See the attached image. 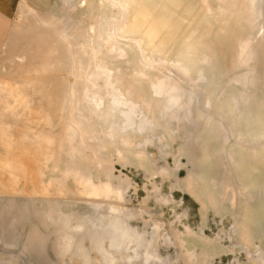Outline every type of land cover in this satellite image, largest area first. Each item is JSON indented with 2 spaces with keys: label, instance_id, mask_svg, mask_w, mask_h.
Returning a JSON list of instances; mask_svg holds the SVG:
<instances>
[{
  "label": "rangeland",
  "instance_id": "1",
  "mask_svg": "<svg viewBox=\"0 0 264 264\" xmlns=\"http://www.w3.org/2000/svg\"><path fill=\"white\" fill-rule=\"evenodd\" d=\"M0 26V112L55 136L45 188L0 185V264H264V0H3Z\"/></svg>",
  "mask_w": 264,
  "mask_h": 264
},
{
  "label": "bare ground",
  "instance_id": "2",
  "mask_svg": "<svg viewBox=\"0 0 264 264\" xmlns=\"http://www.w3.org/2000/svg\"><path fill=\"white\" fill-rule=\"evenodd\" d=\"M124 1L127 2L128 4H131V6L134 5V0H124ZM82 7H85V6L82 5ZM138 13H137V16H138ZM130 19H131V17H130ZM151 27H150V29H153ZM94 28H95V26H92L91 30L93 31ZM146 28L148 29V27H146ZM140 30H142V29H140ZM15 33H16L15 34V36H16L17 32H15ZM152 34H153L152 38H154L155 33L153 32ZM19 35H20V37L22 39L23 36L21 34H19ZM146 36H145V38H146ZM147 37H149V36H147ZM11 41H13V40H11ZM150 43H152V42L150 41ZM11 44H13V43L11 42ZM152 45H153V43H152ZM16 46H17V44H16ZM9 47L10 46L7 45V47H6L7 50L6 49L5 50L8 51ZM22 47H23V45H22ZM241 49H244V48L242 47ZM11 51L13 52V50H11ZM11 51L8 52L10 55L12 54ZM38 51H40V50H38ZM38 51H37V54H36V58H35V56H33V57L31 56L30 57L31 60L29 61V63L27 62L28 65H31L34 62H37V64H38L39 61H37V60H40V58L43 57L42 56L43 51L41 50L42 53H40V54H38L39 53ZM179 62L181 64H183V66L186 68V63H183L181 61H179ZM32 66L34 67V64ZM36 67H38V69H39V67H41V66L38 65ZM39 70H41V69H39ZM41 76L39 75V77H41ZM4 107H5V105H4ZM43 107H45V106H43ZM22 108H24V107H22ZM9 109H10V107H9ZM49 109L51 110L52 107L50 106ZM7 111L6 112L5 111L4 112H0V117H10V119L13 118L14 121L9 123V124L0 123V147L4 150V153L0 154V185H1L2 182L6 183L7 181H9V182L13 181V183L14 182H17V183L25 182L24 186H31V187H33V190L35 189V187L39 186L40 184L42 185V188H45L46 183L42 181L41 171L43 172L42 166H44V163L46 161H48L49 159H51V157H52V152H53V148H54L53 144H55V141L53 139H54L55 136L53 137V135H52V137H53V139H52L51 137L48 136V134L45 133V132H48V131L43 132L42 130L35 128L32 123L30 125H28V124H26V122L20 121V118H22V115L23 116L25 115L24 113H22L21 108L13 109L10 112H7ZM36 115H38V114H36ZM108 115H109V113H108ZM30 117H32V116L30 115ZM48 127H49V124H48ZM14 149H15V151H13ZM23 155H25L27 158H25V156L22 157ZM5 165H7L9 167L6 168ZM10 166H13L15 168H10ZM54 169H56V166L54 167ZM59 170H61V169L58 168V171ZM76 174H79V172H77ZM80 175H82V174L80 173ZM76 177H77V179H76V181H77L79 179L78 177H80V176L77 175ZM49 183H51V182L48 181L47 184H49ZM4 186H6V185H4ZM48 186H50V184ZM54 187L55 186H53V188ZM31 190H32V188H31ZM39 190H41V189H39ZM7 191L12 192L11 189H9ZM15 191L13 190V192H15ZM21 192H23V191H21ZM102 192L105 193L104 190ZM26 193H27V191H26Z\"/></svg>",
  "mask_w": 264,
  "mask_h": 264
},
{
  "label": "crops",
  "instance_id": "3",
  "mask_svg": "<svg viewBox=\"0 0 264 264\" xmlns=\"http://www.w3.org/2000/svg\"><path fill=\"white\" fill-rule=\"evenodd\" d=\"M2 2H3V0H0V6L2 5ZM3 6H4V5H3ZM3 6H2V7H3ZM0 27H1V26H0ZM0 29H1V30H0V32H1V31H2V27H1ZM3 34H4V30L0 33V35H1V36H0V51H1V52H3V50H4V48H3V50H2V48H1V44H2V41H3V40H2V36H3ZM10 39H11V38H9V40H10ZM8 42H10V41H8ZM8 42H7V43H8ZM4 47H7V46H4ZM5 49L7 50V48H5ZM8 49H9V48H8ZM6 50H5V51H6ZM8 52H9V50H8Z\"/></svg>",
  "mask_w": 264,
  "mask_h": 264
}]
</instances>
